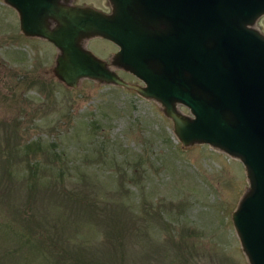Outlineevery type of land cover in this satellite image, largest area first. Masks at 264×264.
<instances>
[{"label":"rangeland","instance_id":"374dc122","mask_svg":"<svg viewBox=\"0 0 264 264\" xmlns=\"http://www.w3.org/2000/svg\"><path fill=\"white\" fill-rule=\"evenodd\" d=\"M254 26L264 33V14ZM84 44L108 61L117 49L101 36ZM57 52L0 0V264H249L232 221L243 162L183 145L161 104L132 88L66 85ZM36 139L39 152L21 159L19 143ZM34 160L41 179L29 176Z\"/></svg>","mask_w":264,"mask_h":264},{"label":"water","instance_id":"95a60500","mask_svg":"<svg viewBox=\"0 0 264 264\" xmlns=\"http://www.w3.org/2000/svg\"><path fill=\"white\" fill-rule=\"evenodd\" d=\"M4 1L25 35L56 46L53 71L66 85L91 78L132 88L161 104L183 145L208 143L243 162L248 186L232 221L248 263L264 264V33L254 26L264 0H108L109 11ZM93 36L117 45L109 61L84 44Z\"/></svg>","mask_w":264,"mask_h":264},{"label":"trees","instance_id":"16d2710c","mask_svg":"<svg viewBox=\"0 0 264 264\" xmlns=\"http://www.w3.org/2000/svg\"><path fill=\"white\" fill-rule=\"evenodd\" d=\"M41 147H42V140L36 139L34 141H24L22 143H19V145L17 146V149L21 153V159H25V157L28 156L29 152H33L34 154L36 152L38 153L39 150L41 149ZM39 165H40V163L38 160L28 162L29 171H30L29 176L30 177H31V174L34 175V173H36V177L38 179H41V176L37 173V171L39 169ZM25 174H26V170H23V175H25Z\"/></svg>","mask_w":264,"mask_h":264}]
</instances>
